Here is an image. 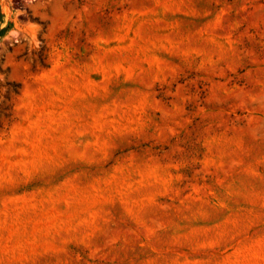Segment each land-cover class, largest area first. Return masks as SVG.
<instances>
[{"label":"rangeland","instance_id":"rangeland-1","mask_svg":"<svg viewBox=\"0 0 264 264\" xmlns=\"http://www.w3.org/2000/svg\"><path fill=\"white\" fill-rule=\"evenodd\" d=\"M0 264H264V0H0Z\"/></svg>","mask_w":264,"mask_h":264}]
</instances>
